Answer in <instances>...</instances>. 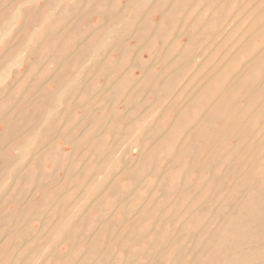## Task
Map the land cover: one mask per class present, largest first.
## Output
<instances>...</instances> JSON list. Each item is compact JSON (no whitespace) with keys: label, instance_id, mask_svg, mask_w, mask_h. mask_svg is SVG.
Wrapping results in <instances>:
<instances>
[{"label":"rangeland","instance_id":"rangeland-1","mask_svg":"<svg viewBox=\"0 0 264 264\" xmlns=\"http://www.w3.org/2000/svg\"><path fill=\"white\" fill-rule=\"evenodd\" d=\"M0 264H264V0H0Z\"/></svg>","mask_w":264,"mask_h":264},{"label":"bare ground","instance_id":"bare-ground-1","mask_svg":"<svg viewBox=\"0 0 264 264\" xmlns=\"http://www.w3.org/2000/svg\"><path fill=\"white\" fill-rule=\"evenodd\" d=\"M14 63H15V62H14ZM183 223H184V222H183ZM69 250H70V249H69ZM69 250H68V251H69Z\"/></svg>","mask_w":264,"mask_h":264}]
</instances>
